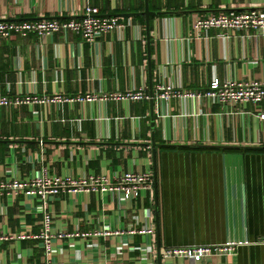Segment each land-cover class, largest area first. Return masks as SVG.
<instances>
[{
	"label": "crops",
	"instance_id": "0c3cea01",
	"mask_svg": "<svg viewBox=\"0 0 264 264\" xmlns=\"http://www.w3.org/2000/svg\"><path fill=\"white\" fill-rule=\"evenodd\" d=\"M85 4L117 17L122 32L94 43L73 32L0 39L1 93L74 97L141 89L148 98L0 107V177L13 169L19 178L43 169L58 177L149 172L156 201L152 189V199L141 193L120 212L116 195L61 192L48 206L53 231L90 235L56 238L49 264H143L141 244L151 246L148 257L157 264V236L161 264H264L258 242L264 238V102L157 98L161 84L199 92L213 78L264 81V33L195 34L189 26L209 14L264 12V0H148L150 11L163 12L150 17L148 39L144 0H0V20L69 19ZM38 204L22 194L14 201L0 197V234L25 226L38 234ZM146 224L153 233L130 232ZM107 227L118 233L92 235ZM229 241L244 243L199 262L164 256L167 248ZM43 255L40 239L0 241V264H45Z\"/></svg>",
	"mask_w": 264,
	"mask_h": 264
},
{
	"label": "built area",
	"instance_id": "2783aa9c",
	"mask_svg": "<svg viewBox=\"0 0 264 264\" xmlns=\"http://www.w3.org/2000/svg\"><path fill=\"white\" fill-rule=\"evenodd\" d=\"M191 30L196 34L200 30L209 28L231 30L243 33L247 37L256 38L264 33V12L256 9H247L243 11L220 12L218 14H209L202 18L193 20L189 23ZM124 24L112 15H102L97 7L85 4L80 14L69 19L59 18H36L32 20H0V39L7 40L11 36L25 37L29 34L37 36L50 35L60 32L66 35L73 32L81 35L87 42L94 43L102 35L111 32H122ZM159 93L157 98L162 102H167L171 97L179 96L193 98L198 101L208 100L212 104L234 105V104H258L264 102V81L238 82L225 80L220 81L213 78L203 91H175L171 86L163 84L157 87ZM101 93V92H99ZM132 100L140 101L147 99L141 89H130L124 92H113L108 96L99 94H78L74 97H68L62 94H54L51 97L38 96L33 93L22 94L16 91L13 94H2L0 91V107H19L30 104H45L57 102H79L88 103L92 101L104 100ZM259 117L264 119V113ZM152 189L154 190V180L149 172H136L127 170L120 174L109 175L107 172L99 174H82L77 177L67 174L63 177L49 175L46 170H40L30 174L26 178H19L16 171H9L6 176L0 177V197H7L9 201H14L20 194L26 197H35L38 206L35 212L42 214L39 223L41 226L38 234H29L26 226L22 232L0 234V241L4 240H23L40 239L41 248L45 255L42 260L49 264L47 254L54 251L52 242L56 238L64 236L80 235L82 238H88L90 234L77 232L65 233V228L61 227L56 231L52 228V213L49 211V203L58 199L61 192H101L118 196L119 209L127 207L131 202L140 196L141 193H148L152 199ZM123 214V213H122ZM121 214V215H122ZM131 233L140 234L153 233V227L149 225L141 226L139 230H131ZM118 231H112L108 227L100 230H94L92 235H113ZM120 233V232H119ZM264 243V238L258 240ZM244 242L229 241L221 245H193L190 247H175L165 250V257L186 258L192 262H199L204 258L211 256H223L235 251V248ZM139 256L143 264H155L153 259L148 256L152 254V248L149 245L141 244L137 246ZM45 258L47 259L45 261Z\"/></svg>",
	"mask_w": 264,
	"mask_h": 264
},
{
	"label": "water",
	"instance_id": "95a60500",
	"mask_svg": "<svg viewBox=\"0 0 264 264\" xmlns=\"http://www.w3.org/2000/svg\"><path fill=\"white\" fill-rule=\"evenodd\" d=\"M163 12H152L149 10V6H148V0H144V10L140 13L141 15L144 16L145 18V33H146V37L147 39L149 38V32H150V17L152 15H159V14H162ZM8 21H11V20H24V19H6ZM150 109H151V112L153 111V99L150 98ZM154 198H155V201H156V180L154 178ZM160 240H159V237L157 236V244H156V247H157V264H161V261H160Z\"/></svg>",
	"mask_w": 264,
	"mask_h": 264
}]
</instances>
